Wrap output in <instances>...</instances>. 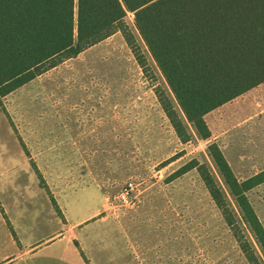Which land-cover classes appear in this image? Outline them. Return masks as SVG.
<instances>
[{
    "label": "rangeland",
    "instance_id": "1",
    "mask_svg": "<svg viewBox=\"0 0 264 264\" xmlns=\"http://www.w3.org/2000/svg\"><path fill=\"white\" fill-rule=\"evenodd\" d=\"M123 22L142 65L116 31L0 99V139H14L12 151L22 157L16 169L25 164L38 186L58 199L91 194L76 198L97 200L102 208L83 239L95 250H123L128 264H249L201 178L207 171L237 234L264 264L208 152L215 143L238 180L264 169V90L207 113L210 136L202 139L176 105L133 15L126 13ZM162 95L185 136L166 117ZM5 147L0 143V152ZM127 182L134 189L129 203L121 204L116 197ZM246 195L264 227V182Z\"/></svg>",
    "mask_w": 264,
    "mask_h": 264
},
{
    "label": "trees",
    "instance_id": "2",
    "mask_svg": "<svg viewBox=\"0 0 264 264\" xmlns=\"http://www.w3.org/2000/svg\"><path fill=\"white\" fill-rule=\"evenodd\" d=\"M128 12L176 105L200 138L210 136L207 113L264 82V0H0V99L116 31L142 65L123 22ZM159 103L177 135H184L170 100L162 95ZM208 152L264 255V227L246 195L264 182V169L238 180L215 143ZM200 175L248 263L260 264L237 234L209 173Z\"/></svg>",
    "mask_w": 264,
    "mask_h": 264
},
{
    "label": "crops",
    "instance_id": "3",
    "mask_svg": "<svg viewBox=\"0 0 264 264\" xmlns=\"http://www.w3.org/2000/svg\"><path fill=\"white\" fill-rule=\"evenodd\" d=\"M259 89L264 90V82L240 96ZM0 143L6 144L0 152V264H128L123 250H95L83 239L102 208L97 200L76 198L91 194L54 197L38 186L25 164L16 169L22 157L12 151L14 139L5 134Z\"/></svg>",
    "mask_w": 264,
    "mask_h": 264
},
{
    "label": "built area",
    "instance_id": "4",
    "mask_svg": "<svg viewBox=\"0 0 264 264\" xmlns=\"http://www.w3.org/2000/svg\"><path fill=\"white\" fill-rule=\"evenodd\" d=\"M133 189H134L133 183L131 182L125 183L117 194V197H116L117 202L121 204H128L130 201V195Z\"/></svg>",
    "mask_w": 264,
    "mask_h": 264
}]
</instances>
